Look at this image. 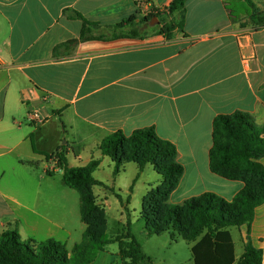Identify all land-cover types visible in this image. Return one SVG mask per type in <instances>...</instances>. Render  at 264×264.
Segmentation results:
<instances>
[{
    "label": "crops",
    "instance_id": "1",
    "mask_svg": "<svg viewBox=\"0 0 264 264\" xmlns=\"http://www.w3.org/2000/svg\"><path fill=\"white\" fill-rule=\"evenodd\" d=\"M172 1L0 0V238L72 233L57 204L72 192L48 172L56 153L69 161L67 133L95 148L117 132L154 129L185 169L173 204L205 193L232 201L245 187L213 172L210 156L218 116L247 113L264 128V0H251L255 9L239 0L237 13L230 0H188L173 32L146 20ZM237 229L264 264V204L250 229Z\"/></svg>",
    "mask_w": 264,
    "mask_h": 264
},
{
    "label": "trees",
    "instance_id": "2",
    "mask_svg": "<svg viewBox=\"0 0 264 264\" xmlns=\"http://www.w3.org/2000/svg\"><path fill=\"white\" fill-rule=\"evenodd\" d=\"M187 1L173 0L167 12L155 10L146 20L159 19L167 32L177 28L182 30ZM246 1L255 9L251 0ZM174 13L181 14L179 22L170 19ZM90 25L85 21L83 40L88 38ZM213 136L210 156L213 172L245 182V187L232 201L205 193L182 204L171 205L170 196L177 189L185 169L178 162L176 146L160 138L152 128L138 130L129 136L117 132L98 147L116 164V174L120 173L121 166L134 163L140 173L151 165L161 177V185L147 196L149 212L144 213V219L149 236L169 233L172 240L195 243L192 248L195 264H263V251L251 243L236 260L229 229H250L257 208L264 204V164L261 162L264 160V128L255 123L252 115L236 112L215 119ZM54 156L63 170L64 184L80 195L81 219L87 228L85 239L70 251L65 243L56 239L42 243L34 240L22 242L16 231H7L0 238V264H92L112 243L119 244L123 264L152 263L131 231L124 238L107 236L106 213L93 191L95 186L101 185L94 177L100 161L92 160L85 167L70 168L64 151Z\"/></svg>",
    "mask_w": 264,
    "mask_h": 264
},
{
    "label": "rangeland",
    "instance_id": "3",
    "mask_svg": "<svg viewBox=\"0 0 264 264\" xmlns=\"http://www.w3.org/2000/svg\"><path fill=\"white\" fill-rule=\"evenodd\" d=\"M230 3L235 13L242 7L239 0H230ZM175 19L179 22L181 17L176 15ZM61 147L69 150L70 168L85 167L92 160L100 161V167L94 177L101 185L95 186L93 191L98 204L106 213V230L109 238H124L131 231L141 243L145 255L152 260V263L147 264H194L190 243L182 239L172 240L169 233L153 236L147 233L144 219V213L149 212L147 196L150 191L157 190L161 185V177L153 166L148 165L140 173L137 165L130 163L121 166L120 173L116 174V164L109 157L104 156L98 146L92 148L86 141L75 140L71 133L63 135ZM44 162L47 163L46 160ZM54 175V186L57 183L60 188H64L63 170H59ZM65 190L72 193L67 195L66 192H60L57 204L61 218H66L67 226L72 233L69 236L68 233L59 231L55 232L52 238L65 243L71 251L76 244L85 239L87 228L81 220L79 193L70 187ZM169 203L182 204H173L171 201ZM57 204L54 200L55 207ZM232 235L236 241L237 257L240 258L244 252V244L241 242L239 230L232 228ZM45 239L48 238H44L41 242ZM118 254L119 244H109L93 264H122Z\"/></svg>",
    "mask_w": 264,
    "mask_h": 264
},
{
    "label": "built area",
    "instance_id": "4",
    "mask_svg": "<svg viewBox=\"0 0 264 264\" xmlns=\"http://www.w3.org/2000/svg\"><path fill=\"white\" fill-rule=\"evenodd\" d=\"M31 119L35 121H40L39 114L37 112H33L31 114ZM59 170H61V168L59 166L58 158L56 156H51L48 159V172H58Z\"/></svg>",
    "mask_w": 264,
    "mask_h": 264
},
{
    "label": "water",
    "instance_id": "5",
    "mask_svg": "<svg viewBox=\"0 0 264 264\" xmlns=\"http://www.w3.org/2000/svg\"><path fill=\"white\" fill-rule=\"evenodd\" d=\"M156 20H158L157 18H155Z\"/></svg>",
    "mask_w": 264,
    "mask_h": 264
}]
</instances>
